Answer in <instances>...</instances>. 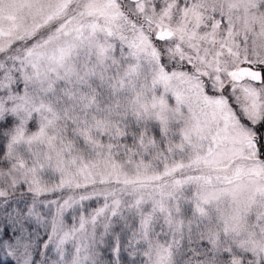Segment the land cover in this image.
Masks as SVG:
<instances>
[{"label": "snow or ice", "instance_id": "snow-or-ice-1", "mask_svg": "<svg viewBox=\"0 0 264 264\" xmlns=\"http://www.w3.org/2000/svg\"><path fill=\"white\" fill-rule=\"evenodd\" d=\"M0 264H264V0H0Z\"/></svg>", "mask_w": 264, "mask_h": 264}]
</instances>
